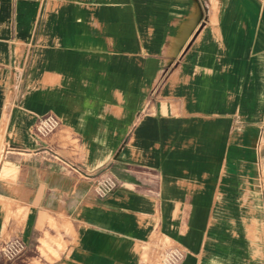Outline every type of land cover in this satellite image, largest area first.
I'll return each instance as SVG.
<instances>
[{
  "label": "crops",
  "instance_id": "0c3cea01",
  "mask_svg": "<svg viewBox=\"0 0 264 264\" xmlns=\"http://www.w3.org/2000/svg\"><path fill=\"white\" fill-rule=\"evenodd\" d=\"M214 6L0 0V264H264V0Z\"/></svg>",
  "mask_w": 264,
  "mask_h": 264
},
{
  "label": "built area",
  "instance_id": "2783aa9c",
  "mask_svg": "<svg viewBox=\"0 0 264 264\" xmlns=\"http://www.w3.org/2000/svg\"><path fill=\"white\" fill-rule=\"evenodd\" d=\"M59 126V120L52 114H46L37 119L34 132L39 138H47ZM48 154L58 159V156L52 150H48ZM116 186L115 180L108 175L99 177L94 183V191L98 197L106 196ZM27 250L25 242L14 237L0 242V259L5 262H13L20 258Z\"/></svg>",
  "mask_w": 264,
  "mask_h": 264
},
{
  "label": "rangeland",
  "instance_id": "374dc122",
  "mask_svg": "<svg viewBox=\"0 0 264 264\" xmlns=\"http://www.w3.org/2000/svg\"><path fill=\"white\" fill-rule=\"evenodd\" d=\"M196 1L199 3V6L203 10L202 17H208L209 15L214 13L215 11L214 3L216 0H196ZM178 65H179V61H176L173 64H167V67L171 69V68H175ZM167 76H168L167 74H163L159 76V84L161 82H164ZM151 94L152 97H154L156 94V90H153ZM157 245H158V249L156 255L154 256V259L151 260V258L148 255V252H143V261L145 264H177V262L180 259H182L183 256L181 252L173 248L167 240L158 238Z\"/></svg>",
  "mask_w": 264,
  "mask_h": 264
}]
</instances>
